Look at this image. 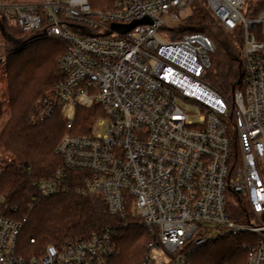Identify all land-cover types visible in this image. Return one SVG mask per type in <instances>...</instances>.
<instances>
[{"label": "built area", "instance_id": "1", "mask_svg": "<svg viewBox=\"0 0 264 264\" xmlns=\"http://www.w3.org/2000/svg\"><path fill=\"white\" fill-rule=\"evenodd\" d=\"M204 9L227 31H241L242 76L232 96L207 80L212 38L176 32ZM3 23L66 44L64 78L37 114L42 121L59 109L66 120L56 148L62 165L34 186L48 198L68 190L71 172L82 173L77 191L101 194L120 221L25 255L18 241L26 218L0 213V264H109L130 215L151 235L141 264H159L163 252V264H187L193 249L245 232L253 235L245 264H264V0H0ZM164 29L170 41L159 36ZM95 104L106 133L96 135L94 124L73 132L77 107ZM232 201L245 221L230 217Z\"/></svg>", "mask_w": 264, "mask_h": 264}, {"label": "trees", "instance_id": "2", "mask_svg": "<svg viewBox=\"0 0 264 264\" xmlns=\"http://www.w3.org/2000/svg\"><path fill=\"white\" fill-rule=\"evenodd\" d=\"M202 11L183 21L176 32L201 31L212 38L216 50L211 55L206 77L219 91L228 94L233 92L235 82L242 76L241 31H227L207 9ZM0 33L7 54L10 109L0 130V146L18 160L0 164V213L16 219L26 218L19 236V252L25 255L34 251L41 253L50 243L60 245L87 238L92 232L116 225L120 218L110 214L101 194L83 195L77 191L83 185L82 173L71 172L66 180L68 190L48 198L42 197L34 186L36 181L56 178L62 165L56 148L67 132L66 120L59 109L42 121L37 114L42 99L52 94L64 78L59 57L66 50V44L6 23L1 25ZM103 110L99 104L89 108L78 106L73 132L88 133L97 117L104 114ZM2 116L1 110L0 119ZM228 211L236 221L247 219V211L235 201L230 202ZM127 212L131 214L130 206ZM130 217L133 222L119 228L114 237L117 251L109 264H141L149 251V229L139 223V217ZM240 235L219 237L193 249L188 252L187 264H245L247 243L237 241ZM31 238L36 242L32 243ZM181 252L171 256L175 258Z\"/></svg>", "mask_w": 264, "mask_h": 264}, {"label": "rangeland", "instance_id": "3", "mask_svg": "<svg viewBox=\"0 0 264 264\" xmlns=\"http://www.w3.org/2000/svg\"><path fill=\"white\" fill-rule=\"evenodd\" d=\"M186 14H189V11L186 10ZM178 21H174V22H170L169 26L171 27H175ZM159 36L165 40V41H170L171 40V35L169 30L164 29L161 30L159 32ZM53 39V38H51ZM54 40H58V39H54ZM60 41V40H59ZM58 41V42H59ZM4 40L2 37V34L0 33V111H3V116L0 119V130L3 127L4 123L6 122L7 118L9 117V113H10V109L8 106V101H9V94H8V89H7V81H6V76H7V65H6V59H7V54H6V50H5V45H4ZM232 91L229 92L228 94H226L227 96H232ZM189 111L192 112V119L194 121L198 120L199 117V113L200 111L198 110L197 107H193L190 106L188 107ZM100 118L104 119V114H100L99 117H97V119L94 121V126H95V134L98 135H104L107 131V122L106 120H104L103 123L100 122ZM8 155V157L6 156ZM10 158V159H9ZM16 163L18 162V160L14 157V155L6 150L5 148L0 146V164L1 163ZM132 213L133 214H137V207L133 206L132 208ZM242 234V235H240ZM238 235H240V237L237 239V241H244L246 243L251 242L253 240L252 235L248 236L247 234L245 235L244 233H240ZM237 235V236H238ZM153 255H156V252L153 251ZM169 260L168 256H166V254L163 252L161 254V257L159 258V264H163V263H167Z\"/></svg>", "mask_w": 264, "mask_h": 264}, {"label": "water", "instance_id": "4", "mask_svg": "<svg viewBox=\"0 0 264 264\" xmlns=\"http://www.w3.org/2000/svg\"><path fill=\"white\" fill-rule=\"evenodd\" d=\"M139 22H141V21L133 22L132 24H130L129 26H126V27L123 28L122 30H123V31H126L127 29L132 28L133 26H135V25L138 24ZM240 81H241V76H240V77L237 79V81L235 82L234 88H235L236 85H238V84L240 83Z\"/></svg>", "mask_w": 264, "mask_h": 264}]
</instances>
